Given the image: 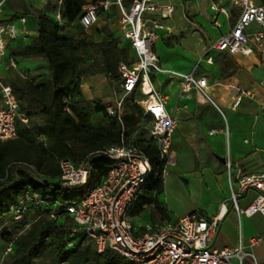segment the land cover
I'll use <instances>...</instances> for the list:
<instances>
[{"label": "built area", "instance_id": "obj_1", "mask_svg": "<svg viewBox=\"0 0 264 264\" xmlns=\"http://www.w3.org/2000/svg\"><path fill=\"white\" fill-rule=\"evenodd\" d=\"M8 1L0 0V140L17 137L18 123L29 121L11 86L4 83V58L9 44L19 37L17 21L27 22L26 15H18L17 20L4 18ZM61 4L62 0H56L58 7ZM231 6L240 9V16L230 31H220L211 48L250 55L264 40V3L221 0L214 2L212 9L229 17ZM113 10L118 12L119 46L127 48L135 60L120 63L118 89L113 100L106 105V111L125 129L126 99L136 92L142 95L137 100L142 107L140 125L159 149L158 169L164 174L178 120L169 111L166 96L157 90L154 77L179 78L182 92L197 88L208 95L207 80L196 75V68L180 72L164 67L155 51L159 31L166 27L163 20L172 17L174 5L157 0H133L130 3L126 0H90L82 8L80 24L90 30L103 13H112ZM55 17L62 22L59 13ZM253 23H257L260 29L250 31ZM10 60L15 66L14 59ZM208 60L212 61V57ZM243 95H251V92L242 91L236 104ZM68 101L65 98V102ZM67 109L72 113L69 107ZM94 156L109 160V170L99 184L88 189L82 197L67 202L49 203L38 192L27 191L11 205L13 218L22 219L31 208L39 209L50 219L70 217L75 223L71 236L82 232L94 243L98 253L111 248L127 259L128 264H247V258H251L250 264H259L253 247L263 240L262 236L249 238L248 246L243 242L235 247L213 246L224 216L222 210L210 217L193 211L175 220L142 222L134 219V209L155 171L150 157L135 138L128 139L123 133L119 144L106 146ZM58 165L60 182L68 187L84 186L95 169V163H90L87 158L77 163L62 159ZM227 165L231 168V161H227ZM249 189L257 190L258 194L249 206L242 209L238 198ZM230 198L239 213L251 216L261 212L264 215V173H240L235 180L231 178ZM68 247H73V243L69 242ZM9 251L10 246L6 252Z\"/></svg>", "mask_w": 264, "mask_h": 264}, {"label": "trees", "instance_id": "obj_2", "mask_svg": "<svg viewBox=\"0 0 264 264\" xmlns=\"http://www.w3.org/2000/svg\"><path fill=\"white\" fill-rule=\"evenodd\" d=\"M87 2L62 0L58 7L49 1L42 9H34L27 0H9L5 6V11L11 10V18L20 14L32 16L38 24L37 35H29L26 41H12L16 45L9 50L11 57L17 61L40 58L48 75L45 80L36 81L10 69L9 77H4L29 121L18 123L17 137L0 140V239L6 249L11 247V251H5L1 264H121L123 258L111 248L98 253L82 232L71 236L75 223L70 217L50 219L39 209L31 208L22 219L15 220L10 211L11 205L30 190L49 203L82 197L109 170V160L94 154L106 146L119 144L123 133L132 139L129 135L143 128L142 107L136 101L131 105L126 102L123 129L116 118L108 115L106 105L98 102L89 105L79 97L82 76L90 67L98 64L108 76L119 78L120 63L131 62L129 50L119 46L109 23L99 41L81 26L80 14ZM57 13L67 25L60 23L55 17ZM68 26H77L79 35L71 34ZM88 61L92 63L88 65ZM65 98L69 101L65 102ZM98 113H102V118L96 121L94 115ZM140 146L155 171L133 213H140L144 204H153L164 211L159 199L164 191L163 174L158 169L159 149L151 140ZM86 158L95 163V169L82 187L64 186L60 179L51 181L45 177L44 167L48 164L62 159L77 163ZM30 213L32 220L26 224L25 218ZM46 241L49 242L43 248ZM69 242L73 247H68Z\"/></svg>", "mask_w": 264, "mask_h": 264}, {"label": "crops", "instance_id": "obj_3", "mask_svg": "<svg viewBox=\"0 0 264 264\" xmlns=\"http://www.w3.org/2000/svg\"><path fill=\"white\" fill-rule=\"evenodd\" d=\"M27 1L34 9H42L49 1L56 4V0ZM220 1L210 0L209 9L214 22L211 44L219 37L220 31L228 32L234 27L241 12L239 8L231 6L228 17L213 10L212 4ZM258 2L264 3V0ZM11 13L7 9L4 18L17 20V17H10ZM107 14L116 15L118 22L116 10ZM230 17L236 19L233 26L222 22ZM107 23L109 22L106 21ZM164 24L166 27L159 31L158 40L167 37L171 32L168 24ZM17 25L18 40L26 41L29 35L38 34V24L32 16H27L26 24L17 21ZM249 30L255 31V28L250 26ZM114 34L118 38V32L115 31ZM212 50L216 52L215 55H210L212 61L207 58L201 68L194 67L198 77L206 78L208 95L197 88L182 92L179 78L162 75L154 77L157 90L164 93L169 111L178 120L169 163L163 175L164 191L159 196L165 210L157 212V220H175L193 211L210 217L222 210L224 216L213 246L235 247L241 242L248 246L249 238L262 236L263 240L253 247V251L258 263L264 264V215L261 212L251 216L239 213L230 198L231 178L235 180L240 173H264V40L260 48L250 55ZM33 59L22 58L18 61ZM162 65L180 72L194 69L181 71L163 63ZM104 79L86 77L81 80L79 97L82 99L83 95L84 100L94 98L92 105L96 102L107 105L113 100L115 91L110 88L108 78ZM242 91H250L251 95H243L236 104ZM227 161H231V168ZM177 187V198L180 202L185 198L188 204L184 205L182 212L172 213L165 195L168 190ZM257 194L255 189L242 193L238 198L239 207L244 209L249 206ZM149 206L154 205L144 204L143 210ZM2 258L0 256V264ZM246 263L250 264L251 258H247Z\"/></svg>", "mask_w": 264, "mask_h": 264}, {"label": "rangeland", "instance_id": "obj_4", "mask_svg": "<svg viewBox=\"0 0 264 264\" xmlns=\"http://www.w3.org/2000/svg\"><path fill=\"white\" fill-rule=\"evenodd\" d=\"M40 1L43 0H34ZM90 1V0H87ZM163 3H169L175 6V12L171 18L163 20L164 23H167L171 29L169 35L160 40H156L155 49L160 57L161 64L163 63L166 66L176 68L181 71L189 70L194 67L201 68L203 63L207 60L208 56L215 55V51L211 48V37L214 32V22L213 14L209 9L210 0H157ZM217 1V0H216ZM226 5L228 3L226 2ZM38 9V8H35ZM11 11L8 9V12ZM106 21L109 22V27L111 31L115 33L118 32V22L117 16L113 14H102V18L98 21L95 27L88 31L89 35L93 36L97 41L101 40L105 36L104 28ZM235 18H228L223 20L225 24L233 26ZM62 25H67V22H60ZM251 28L259 30L260 27L257 23H253ZM68 31L71 34L79 35L80 30L77 26H68ZM16 44L11 42L9 44L8 53L4 58V77H9L10 69H13L16 73L27 75L29 78L35 79L36 81H42L47 78L48 71L47 68L40 58H34L32 61L20 62L14 59L15 66L11 64V51L12 47ZM219 55V54H218ZM215 58V57H214ZM131 62L135 60V57L130 55ZM92 61H88L90 65ZM86 77H94L96 80L108 78V83L110 88L113 91H117L119 85V78L114 76H108L107 72L101 68L98 64L90 67L89 71L82 76V81ZM101 82V81H100ZM164 94V93H163ZM142 95L139 92L134 93L127 97V105H131L133 102L141 99ZM1 98V97H0ZM84 100V96L82 95ZM89 105H92L94 98L91 100H84ZM1 102V101H0ZM108 102L107 104H109ZM140 105V104H139ZM141 106V105H140ZM139 115V113H138ZM102 118V113L94 115L96 121ZM136 129L132 132L129 137L136 138L137 142L142 145L150 141L149 134L145 129ZM176 148V147H175ZM45 177L51 181H56L60 178V171L58 163L48 164L44 167ZM164 175V174H163ZM176 190V191H175ZM179 188L168 190L166 195V203L173 212H182L184 210V205L188 204L187 200L180 202L177 198ZM164 207V206H163ZM160 211L157 207L149 206L147 209L142 210L140 213L135 214L136 221H145V220H157V212ZM33 213V212H32ZM32 213L28 214L25 218V223L28 224L32 220ZM163 218V217H159ZM49 241H46L43 244V248L46 247ZM6 245L0 239V256L5 255ZM121 264H128L127 259L122 258Z\"/></svg>", "mask_w": 264, "mask_h": 264}, {"label": "water", "instance_id": "obj_5", "mask_svg": "<svg viewBox=\"0 0 264 264\" xmlns=\"http://www.w3.org/2000/svg\"><path fill=\"white\" fill-rule=\"evenodd\" d=\"M224 160V159H223Z\"/></svg>", "mask_w": 264, "mask_h": 264}]
</instances>
